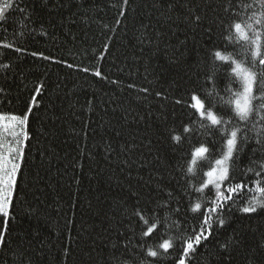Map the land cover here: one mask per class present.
Returning <instances> with one entry per match:
<instances>
[{
	"label": "trees",
	"instance_id": "trees-1",
	"mask_svg": "<svg viewBox=\"0 0 264 264\" xmlns=\"http://www.w3.org/2000/svg\"><path fill=\"white\" fill-rule=\"evenodd\" d=\"M31 3V20L10 13L8 31L0 27V43L24 49L0 48V65H9L0 67V110L19 114L34 88L44 85L41 107L29 121L16 215L0 264H135L136 222L130 213L137 197L141 203L167 199L157 191L163 186L176 197L172 208L183 197L170 221L184 229L195 223L185 209L200 194L185 184L176 157L198 141L174 152L167 128L182 111L175 99L190 87L212 39L220 36L214 11L219 0ZM122 6L125 16L119 15ZM33 51L50 59L33 57ZM97 69L104 79L93 75ZM254 146L239 168L249 165ZM229 219L224 235L235 230L243 238L231 264H264V210L234 211ZM209 252H215L211 245L202 249L199 264H216Z\"/></svg>",
	"mask_w": 264,
	"mask_h": 264
},
{
	"label": "snow or ice",
	"instance_id": "snow-or-ice-1",
	"mask_svg": "<svg viewBox=\"0 0 264 264\" xmlns=\"http://www.w3.org/2000/svg\"><path fill=\"white\" fill-rule=\"evenodd\" d=\"M128 3L129 0H123V6ZM123 6L120 16L126 15ZM34 11L31 0H0V27L8 31L10 13L31 20ZM214 11L221 27L220 36L212 39L208 59L190 87L175 99L174 104L182 111L178 122L167 128V139L174 152L179 153L182 145L193 139L198 141L190 153L176 157L185 184L200 194L195 200L189 199L185 209L194 214L195 223L184 229L176 220L170 221L172 214L181 211L183 197L172 208L176 197L163 186L157 191L166 192L167 199L150 197L141 203L137 197L130 213L136 222L135 264H199L202 249L209 245L215 249L208 254L216 257V264H231L232 253L243 246V238L235 230L231 236L224 235L229 217L234 211L252 214L264 210V0H219ZM194 20L199 23L201 17L197 15ZM211 33L209 29L210 36ZM0 48L24 51L11 42L0 43ZM30 55L50 59L42 52L33 51ZM93 75L105 78L99 69ZM236 84L239 88L233 87ZM43 88L42 83L34 88L25 110L19 114L0 110V130L9 132L12 138L7 146L0 143V249L8 247L10 224L16 215L18 180L31 139L29 121L41 107ZM253 142L249 165L239 168Z\"/></svg>",
	"mask_w": 264,
	"mask_h": 264
},
{
	"label": "rangeland",
	"instance_id": "rangeland-1",
	"mask_svg": "<svg viewBox=\"0 0 264 264\" xmlns=\"http://www.w3.org/2000/svg\"><path fill=\"white\" fill-rule=\"evenodd\" d=\"M0 143H3L4 146L12 143V138L9 132L0 130Z\"/></svg>",
	"mask_w": 264,
	"mask_h": 264
}]
</instances>
